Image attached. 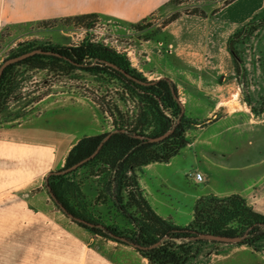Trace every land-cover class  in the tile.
<instances>
[{
	"label": "rangeland",
	"instance_id": "374dc122",
	"mask_svg": "<svg viewBox=\"0 0 264 264\" xmlns=\"http://www.w3.org/2000/svg\"><path fill=\"white\" fill-rule=\"evenodd\" d=\"M253 3L254 0H233L223 6V0H174L136 22L101 14L88 30L62 20L2 25L0 64L27 45L76 46L83 40L101 43L127 57L131 66L147 80L160 76L169 78L176 86V96L182 106L183 99L188 98L184 115L203 121L212 102L222 98L247 100L264 97V71L261 76L254 75L255 79L248 76L253 66H261L264 70V54L252 57V69L246 66L250 43L260 35L261 30L239 47L242 65L246 69L244 78L243 74L237 76L226 49V29L235 27V22L237 27L240 15L248 12ZM20 78L21 97L9 99L0 112V140L15 139L18 135L30 140H52L62 150L68 143L75 144L85 136L111 131L113 125L105 110L106 103L117 100L122 111L129 115L135 113L132 102L123 104L117 99V93L125 90L113 79L97 81L79 69L69 75L46 69L27 70ZM256 103L254 105L257 106ZM218 141V137L211 139L214 149H218ZM1 155L8 157L0 153V264H31L26 261L31 255H35L36 259L57 255L75 264L73 254L84 252L85 248L65 229L89 235L92 232L80 227L55 205L44 184L48 172L30 182H19L14 172L25 169L27 164ZM170 160L172 166H165L167 162L154 163L157 174L165 179L164 192L159 196L176 208L179 198L185 193L191 194L198 186L182 173L185 168L194 169L191 155L184 146ZM59 169L61 167L51 170ZM220 174L224 178L235 176L237 172L225 170ZM136 175L139 189L156 212L143 181L152 179V176L146 174L145 166L137 170ZM212 175L211 188L219 189L225 185L215 179L216 171ZM74 181L80 185L82 202L86 204L89 216L118 233L124 235L129 232L131 224L118 211L111 195L103 202H95V196L102 188V175H93L88 167H82L76 171ZM34 194L42 197L43 203L37 201L30 209L23 199L34 202ZM161 211L170 213H156L177 225H186L193 216L189 215V209L175 213L169 204ZM223 246L202 243L196 264H208L216 259Z\"/></svg>",
	"mask_w": 264,
	"mask_h": 264
},
{
	"label": "trees",
	"instance_id": "16d2710c",
	"mask_svg": "<svg viewBox=\"0 0 264 264\" xmlns=\"http://www.w3.org/2000/svg\"><path fill=\"white\" fill-rule=\"evenodd\" d=\"M231 1L233 0H223V6ZM100 15L96 12H89L46 19L41 22L62 20L88 30ZM199 15L204 16V13ZM263 28L264 9L258 20L245 24L228 36L226 49L232 58L238 77L243 74L244 78L246 70L245 67L242 68L240 45ZM35 48L52 49L61 56L36 53L6 66L0 77V112L9 99L17 100L21 97L20 77L23 72L35 69L59 71L64 75H69L73 70L79 69L89 73L97 81L108 78L116 80L125 90L120 94L117 93V99L123 104L132 102L135 109V113L129 115L122 111L117 100L106 103L105 110L111 117L113 125L111 130L117 129L118 131L111 134L98 153L89 161L65 174L48 177L47 185L57 201L68 212L93 224H101L106 230L74 221L75 223L96 235L125 245L129 244L109 236L107 232L125 236L141 246H149L164 235H168V238L156 247H134L149 264H196L199 245L202 243L230 244L207 240H187L189 236L197 232L235 236L247 231L245 239L234 244L245 245L254 250H264V215L255 211L238 194L223 197L215 195L199 197L195 201L191 221L186 225H177L158 215L139 189L136 171L150 163L168 162L187 144L186 130L196 124L202 125L205 121L187 118L182 113L183 106L174 96L177 94L176 86L169 78L164 77L152 84L144 85L127 78L104 63L91 64L93 59L107 60L132 76L147 81L141 72L131 66L130 61L123 54L101 43L88 40H83L76 46L27 45L11 56ZM124 95H127V98ZM257 103L258 105L251 106V109L263 111L264 97H260ZM173 126V132L157 142H149L139 137H157ZM108 132L110 131L79 139L68 151L62 168L90 155ZM82 167H88L93 175H102V188L97 192L95 202H103L111 195L118 211L124 214L131 224L128 233L124 235L118 233L116 229L100 223L87 214L86 204L82 202L80 185L74 181L76 171ZM54 203L58 206L56 202Z\"/></svg>",
	"mask_w": 264,
	"mask_h": 264
},
{
	"label": "crops",
	"instance_id": "0c3cea01",
	"mask_svg": "<svg viewBox=\"0 0 264 264\" xmlns=\"http://www.w3.org/2000/svg\"><path fill=\"white\" fill-rule=\"evenodd\" d=\"M169 1L0 0V29L2 25L42 21L89 12H96L122 21L136 22L157 11ZM263 9L264 0H254L252 8L240 15L237 27L235 22V27L226 29L227 37L245 24L258 20ZM248 53L246 66L252 69L250 65L252 57L264 54V28L260 31V35L250 43ZM256 67L253 66V71L248 75L249 78L255 79L254 75L256 77L262 75L264 70L261 69V66ZM258 99L233 98L229 100L222 98L212 102V107L203 117L205 118L204 123L196 124L186 130L185 135L188 142L184 148L191 155L193 171L201 172L203 178L201 181H196L189 177V180L198 187L191 194L185 193L183 197H180L176 208H172L171 202H166L159 196V193L164 192L165 179L157 174L156 163L145 166L146 174H150L154 181L151 178L144 179V186L149 201L157 213L168 215L170 212H163L161 209L167 208L169 204L175 213H180L182 209H189V215H193L195 201L201 196L223 197L238 194L255 211L264 215V110L259 112L251 109ZM183 103V113L185 114L188 98H184ZM215 124L217 126L211 130ZM216 137L219 140L218 149H214L211 142V139ZM221 138L222 140H220ZM242 140H244L243 145ZM73 144L68 143L61 150L55 141L30 140L18 135L15 139L0 140V153L10 157L9 159L27 164L28 167L25 169H18L19 171L14 172L19 182L26 183L34 180L35 177L45 175L53 168H62L65 157ZM164 165L172 166L173 162L170 160ZM225 170L235 171L237 174L221 178L220 173ZM193 171L185 168L182 173L187 176L188 172ZM214 171L217 173V177H215L217 182L225 184L219 189L210 187ZM19 182L16 181V183ZM42 199L34 194V202H30L31 204L27 199H23V201L28 208L33 209L32 207H35L37 201L43 203ZM65 230L69 231L71 236L85 248L84 252L73 254L75 264H149L131 245L100 238L94 233L89 235L75 229ZM223 245L225 246L221 248L217 258L210 260L208 264H264V250H254L245 245ZM37 258L35 255H31L26 261L31 264H70L66 258L64 260L57 255Z\"/></svg>",
	"mask_w": 264,
	"mask_h": 264
},
{
	"label": "water",
	"instance_id": "95a60500",
	"mask_svg": "<svg viewBox=\"0 0 264 264\" xmlns=\"http://www.w3.org/2000/svg\"><path fill=\"white\" fill-rule=\"evenodd\" d=\"M50 54V55H56V56H61L60 53L55 52L52 49H42V48H35L26 52H23L21 54L15 55V56H11L8 57L6 59H4L1 64H0V77L3 73V70L5 69L6 66H8L9 64L15 63L17 61L23 60L33 54ZM96 62H100V63H104L105 65L121 72L122 74H124L127 78L133 79L141 84L147 85V84H152L155 81H157L158 79L164 78V76H160L155 80H141L138 79L135 76H132L131 74H129L128 72H126L125 70H123L122 68H120L118 65H116L113 62L107 61V60H102V59H93L91 64H94ZM243 68V66H242ZM242 72V69H241ZM240 76H242V74H240ZM176 100L179 101L178 97L176 96V94L174 95ZM182 113H183V109H182ZM179 120V118L177 119V121ZM174 130V126L172 128H170L169 130H167L166 132H164L163 134L157 136V137H143V136H139L140 138H144L149 142H157L160 141L164 138H166L170 133H172ZM117 129H113L110 132H108L98 143V145L96 146V148L91 152L90 155H88L87 157L79 160L78 162L68 166V167H64L61 168L59 170H51L49 171L44 178V182L46 184V190L49 194V196H51V198L56 202V204L59 206L60 210L62 212H64L65 215H67L69 218H71L72 220H74L75 222L78 223H82L85 224L89 227H93L96 226L98 228H101L103 230H106L105 227L101 224H93L87 220H84L80 217H77L75 215H73L72 213L68 212L67 209L57 201V199L55 198V196L53 195L51 188L47 185L48 183V177L51 175H61V174H65L67 172H70L74 169H76L78 166L82 165L84 162L89 161L90 159H92L99 151V149L102 147V145L104 144V142L111 136L112 133L117 132ZM107 232V231H106ZM107 234L113 238H116L120 241L126 242L129 245L133 246V247H137V248H152V247H156L158 245H160L164 240H166L168 238V235H164L162 238H160L158 241H156L155 243L149 245V246H141L140 244L134 243L133 241L128 240L125 236H120L117 234H114L112 232H107ZM247 236V231L244 232L243 234H239V235H235V236H228V235H221V234H215V233H204V232H197L194 233L192 236H189L187 238V240H207V241H217V242H223V243H240L242 242L245 237Z\"/></svg>",
	"mask_w": 264,
	"mask_h": 264
},
{
	"label": "built area",
	"instance_id": "2783aa9c",
	"mask_svg": "<svg viewBox=\"0 0 264 264\" xmlns=\"http://www.w3.org/2000/svg\"><path fill=\"white\" fill-rule=\"evenodd\" d=\"M187 176L193 178L196 181H201L203 178L201 172L199 171L188 172Z\"/></svg>",
	"mask_w": 264,
	"mask_h": 264
},
{
	"label": "flooded vegetation",
	"instance_id": "af4514ba",
	"mask_svg": "<svg viewBox=\"0 0 264 264\" xmlns=\"http://www.w3.org/2000/svg\"><path fill=\"white\" fill-rule=\"evenodd\" d=\"M53 200V199H52ZM54 201V200H53ZM55 202V201H54Z\"/></svg>",
	"mask_w": 264,
	"mask_h": 264
},
{
	"label": "bare ground",
	"instance_id": "6f19581e",
	"mask_svg": "<svg viewBox=\"0 0 264 264\" xmlns=\"http://www.w3.org/2000/svg\"><path fill=\"white\" fill-rule=\"evenodd\" d=\"M235 95V94H234Z\"/></svg>",
	"mask_w": 264,
	"mask_h": 264
}]
</instances>
